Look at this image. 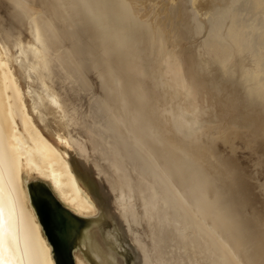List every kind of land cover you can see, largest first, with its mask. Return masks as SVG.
<instances>
[{"label": "bare ground", "instance_id": "bare-ground-1", "mask_svg": "<svg viewBox=\"0 0 264 264\" xmlns=\"http://www.w3.org/2000/svg\"><path fill=\"white\" fill-rule=\"evenodd\" d=\"M194 1L154 37L134 1L0 0V264H264V181L223 149L264 142V0H205L202 47L243 61L210 79L178 61ZM189 84L213 92L202 129Z\"/></svg>", "mask_w": 264, "mask_h": 264}, {"label": "rangeland", "instance_id": "rangeland-1", "mask_svg": "<svg viewBox=\"0 0 264 264\" xmlns=\"http://www.w3.org/2000/svg\"><path fill=\"white\" fill-rule=\"evenodd\" d=\"M126 1L127 2H133L134 1L135 8H136L134 12H137V13H134V20L136 22L138 21L142 27L146 28L147 29L146 32H149L153 29V31H151V32H153L154 37H157L160 34H163L164 32H169L168 31L169 29H170V31L171 30L174 31L173 22L177 21V20L173 21V20H171V18L174 16H178L180 11H181V15L183 16L184 11H183V9H181L182 5L186 7V11H188L189 13H192L191 0H126ZM215 1L217 3L225 2V1H220V0L219 1L215 0ZM194 2L196 3L197 9H198L197 10L198 12L195 13V17H197L199 19L197 21L200 23L199 28L201 30H200V32L197 33L196 31H199V30H197V28L193 29L192 30V32H193L192 38L187 37L185 39L184 43L182 42V41H184V39L182 38L181 42H182V47H183L184 53L181 54V58H179L178 61H180L181 65H182V63H184V61H185V59L183 58L182 55L192 54L197 58V60H199V62H200V60L202 62H204L203 65L206 66V71H200V73L202 74L201 78H204L206 76V78L210 79L213 76H217V74H223L226 69L232 70V69H235L237 66L239 67V71H238V73H239L241 71L240 68H241L243 61L239 55L232 54L230 56V54H229L230 51L227 48L224 49L222 46V45L226 46L225 41L215 40V42H214V43H218L219 46L221 48H223L225 51L218 48V50L207 53L205 50V47L204 46L202 47V45H201L202 40H204L206 38L205 37L206 34L204 33V32H206L205 31L206 26H205L204 20L207 18V15L205 16V15H202L201 13L209 12L210 9L207 6L208 4L205 2V0H195ZM259 14L260 13H256V14H254L253 12L250 13L249 14L250 20L251 21L254 19L258 20ZM240 17L243 18L244 21H247V16L244 17V15L242 14ZM257 20H256V22H257ZM153 21H155V22H153ZM182 21L183 20L181 19V23H182ZM206 25L208 27L207 22H206ZM149 28H151V29H149ZM158 31H160V32L157 33ZM181 33H182V30H181ZM219 35H221V37L223 39L227 40L226 34H224V32L220 33ZM171 39H169L170 42H169V40H166V42L168 41L166 43V47L168 49L172 48L173 38H171ZM176 50L177 49H174V51H176ZM227 56H228V61L226 63V68H223V67L216 65L214 60L212 59V57L217 58V59H222L223 57H227ZM177 57H180V56L178 55ZM238 73H235L236 77H238L237 76ZM184 84L186 86V82ZM220 85H221V88L223 90H226V88H227L228 95H231V92L234 89L238 88V84L236 85V80L233 82V84H231V82L227 81L226 79L220 78ZM209 88H210L209 86H205L204 88L198 89V86H194L193 84H189V86L187 88H185L186 89V97L190 98L191 104H194V106H196L197 104H202L201 109H198L196 107L194 108L193 114L195 116H193V115L189 116L190 119L197 118L199 121H201V123H199L197 125L196 129H202L206 125L204 123V121L202 120L204 116H202L200 113L206 114L209 111L210 102L212 103V98L210 97V95L213 92L211 90H209ZM226 100H227V97L222 98V101H226ZM225 104L226 103H224L223 105L217 106L216 111L219 114H221L220 117H225V115H226L227 117H226L225 123L232 125L231 124L232 122L229 123V121L227 120L229 118V115H230V110H232V109H230V108L228 109L227 105H225ZM220 122H221V120H220ZM208 123H209L208 124L209 127L215 125V123L211 122V121ZM233 124H235L236 128L241 127L237 124V122H235ZM261 124H262V122H261ZM261 134H260L261 137L264 138V126H263V131H261ZM248 140H249L248 136L243 137V138L236 136V138H234L233 142H232V145H233L232 149H230L229 147L228 148L223 147V146L222 147L224 150L227 151V154L230 155L231 158H233L234 161H236L238 163V165L240 166L239 170L242 171V173L245 176L246 181L252 186V191L255 194H260V184L263 183V181H264V171L262 172V170L264 169V165H263L264 164V155H263L264 153L263 152L261 153V151H258L259 148L257 147V145H258V143L259 144L263 143V145H264V142H262L261 138L260 139L257 138L255 141H253L251 139L249 141ZM239 145H241V146H239ZM254 166H255V168H254ZM257 166H260V167H257ZM254 170H257V171L254 172ZM249 171L252 174H250Z\"/></svg>", "mask_w": 264, "mask_h": 264}]
</instances>
